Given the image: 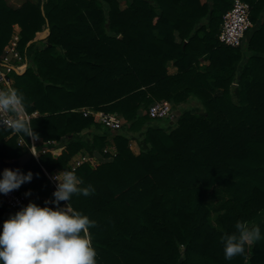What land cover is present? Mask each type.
I'll list each match as a JSON object with an SVG mask.
<instances>
[{"label": "trees", "instance_id": "trees-1", "mask_svg": "<svg viewBox=\"0 0 264 264\" xmlns=\"http://www.w3.org/2000/svg\"><path fill=\"white\" fill-rule=\"evenodd\" d=\"M244 1L252 27L233 48L219 41L231 0H0V60L19 27L30 65L12 73L13 87L25 111L38 112L37 137L65 143L57 158L49 152L22 167L33 178L16 190L44 206L45 171L70 170L80 153L108 158L114 142L113 159L75 171L94 191L69 202L95 221L97 264H264V0ZM161 100L198 106L163 125L142 114ZM86 107L121 114L132 138L84 117ZM12 132L0 131V159L9 162L29 152ZM13 213L0 200V225ZM237 220L259 225L262 238L226 260L222 236Z\"/></svg>", "mask_w": 264, "mask_h": 264}, {"label": "clouds", "instance_id": "clouds-1", "mask_svg": "<svg viewBox=\"0 0 264 264\" xmlns=\"http://www.w3.org/2000/svg\"><path fill=\"white\" fill-rule=\"evenodd\" d=\"M37 138L25 116V98L14 87L0 86V131ZM29 170L4 168L0 172V194L30 182ZM51 201L44 206L29 201L0 225V264H97V252L89 234L95 221L69 206L73 194L88 195L94 189L81 187L82 181L72 170L56 173ZM28 193H26L27 195ZM61 201H68L64 206ZM54 205V207L49 206ZM235 231L222 236L224 258L244 255L246 245L262 238L260 226L237 220Z\"/></svg>", "mask_w": 264, "mask_h": 264}, {"label": "built area", "instance_id": "built-area-1", "mask_svg": "<svg viewBox=\"0 0 264 264\" xmlns=\"http://www.w3.org/2000/svg\"><path fill=\"white\" fill-rule=\"evenodd\" d=\"M232 7L226 13L221 26L219 41L226 46L239 48L244 46L246 41V34L252 27L251 21V6L244 0H231ZM20 42V29L15 27L13 37L5 49V55L0 60V86L13 87L14 80L12 78V72L14 70V63H23L24 57L18 49ZM84 117H92L94 122L103 125L108 128L114 134H120L123 131L125 120L121 114L105 112L101 110H94L91 108H83L81 110ZM148 116L152 120H168L173 119L174 105L166 100L156 101L147 110ZM25 116L29 120L32 117L38 116V112L32 115L25 111ZM18 136V145L22 148H27L32 154L33 158L39 160L41 155L51 153L55 158L61 155L63 147L57 146L56 141L44 142L40 137H30V143L18 133L12 132V135ZM116 148L114 142L110 140L109 145L104 149V154H108L109 157L103 155H89L87 153H80L76 155L69 163L70 170L75 171L84 165L85 163L91 164L96 167L100 162L104 160H111L116 156ZM62 169H57L54 172H46V175L51 184V194L55 190L56 183L52 180V177L60 172ZM51 199H54L53 195ZM1 202L12 212H16L22 206L26 205L30 200V196L18 192L16 189L11 190L7 194H0ZM66 202V201H61Z\"/></svg>", "mask_w": 264, "mask_h": 264}, {"label": "crops", "instance_id": "crops-1", "mask_svg": "<svg viewBox=\"0 0 264 264\" xmlns=\"http://www.w3.org/2000/svg\"><path fill=\"white\" fill-rule=\"evenodd\" d=\"M22 1H23V0H10V2H11L12 4H15V5H20V4L22 3ZM19 29H20V28H19ZM44 32H45V31H44ZM43 38H44L43 33H39V34H38V39H43ZM13 65H14V70H13V72H15V73L18 74V75H22V74H24L25 71L27 70L28 66L30 65V62L28 61V59H24L23 63L17 62V63H14ZM208 65H209V61H203V62L201 63V67H206V66H208ZM168 71H169V74H171V75H174V74L177 73L178 69H177V67L174 65V62H170V63L168 64ZM13 72H12V73H13ZM11 75H12V74H11ZM12 78H13V80H14L13 75H12ZM171 124H172V122H171ZM90 132H91L90 130H85V133H90ZM120 134L123 135V136H126V137H127V134L124 133V132H121ZM127 138H130V137H127ZM57 143H58L57 146H59V147H63V148H64V145H65L64 141L57 142ZM132 143H133V141H132ZM132 143H131V144H132ZM131 148H132V150L134 151L135 154H138V153H136V151L134 150V147H133V146H131ZM50 200H51V199H50Z\"/></svg>", "mask_w": 264, "mask_h": 264}, {"label": "rangeland", "instance_id": "rangeland-1", "mask_svg": "<svg viewBox=\"0 0 264 264\" xmlns=\"http://www.w3.org/2000/svg\"><path fill=\"white\" fill-rule=\"evenodd\" d=\"M122 8L124 7V3L121 4ZM183 106V107H182ZM198 106V104L196 103V101H193V100H190L188 103H186L185 105H174V116H173V119H168V120H158L156 123H160V124H163V125H168L170 124L171 122H175V118L178 117L181 112H182V109L185 108V107H196ZM142 114L143 115H148L147 114V111H142ZM125 120V119H124ZM126 122V121H125ZM152 122L149 121V124H151ZM123 132L127 134V137H130L132 138V133L130 132H125V130L123 129ZM133 143L131 144V146L134 147V150L136 151V153H139L140 152V147H139V144L137 143V141L135 140H132ZM217 189L219 191H223V188L222 186H218ZM213 221H214V224H216V219L213 215ZM251 245V244H250Z\"/></svg>", "mask_w": 264, "mask_h": 264}, {"label": "water", "instance_id": "water-1", "mask_svg": "<svg viewBox=\"0 0 264 264\" xmlns=\"http://www.w3.org/2000/svg\"><path fill=\"white\" fill-rule=\"evenodd\" d=\"M48 34H49V29H46L45 32H43L44 38L47 37ZM176 121H178V120L176 119ZM175 122H172V124ZM32 158H33L32 154L30 152H27L21 158H19L16 161H10L9 162V161H5V160L0 159V172H2V170L6 167L11 168V169L18 168L21 170L22 167L26 166L32 160Z\"/></svg>", "mask_w": 264, "mask_h": 264}]
</instances>
